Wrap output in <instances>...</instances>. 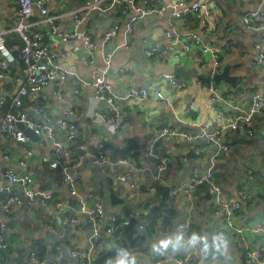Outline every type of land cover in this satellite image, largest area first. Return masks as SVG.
Masks as SVG:
<instances>
[{
	"label": "crops",
	"instance_id": "obj_1",
	"mask_svg": "<svg viewBox=\"0 0 264 264\" xmlns=\"http://www.w3.org/2000/svg\"><path fill=\"white\" fill-rule=\"evenodd\" d=\"M84 1L54 0L50 6L51 13L61 15L73 12L79 9ZM153 1L160 5L170 2ZM184 1L208 3L220 15L221 22L211 23L206 37L219 49L223 70L229 67L231 74L238 77L237 87L224 82L216 84L210 76L213 65L211 57L203 55L198 48L184 54L178 45L166 39V33L173 29L197 31L202 28L199 16L188 15L176 20L168 13L163 18H147L136 25L134 43L129 49L123 46L125 34L122 22L123 29L110 42L114 56L108 82L120 97H123L129 88L151 86L161 90L167 101L151 100L141 103L119 100L117 104L122 116L117 123L102 121L95 114L107 113L108 106L96 100L92 83L105 71L102 33L114 23L120 22L118 13H112L98 14L93 19L88 16V26L78 27L79 30L84 27L96 45L92 55L89 53V47L81 40L60 43L67 52L65 66L88 83L86 87H80V94H74L77 84L75 79L70 77L60 97L53 94L56 86L52 85L41 93L30 94L24 102L26 107L35 105L56 117L61 115L67 105H75V119L79 124L81 137L68 145L71 152L66 158L71 164H79L73 171L74 175L78 174L82 178L78 187L79 199L86 201L87 194L94 193L105 211L118 215L123 221L130 219L132 224L133 220L139 223L145 219L151 221L149 217L153 215V210L162 207V201L167 198L171 206L165 207L155 224L152 223V230L148 233L150 242L145 238L146 253L135 250L129 257H148L149 264L156 262L152 257H160L157 261H163V264H175L169 261L172 256L180 258L192 250L176 237L175 222L178 218L184 220L192 217L190 235L196 242L193 249L204 258V264H244V250L264 247V235L255 237L246 234L245 242L240 246L234 236L230 235L227 240L222 239L217 231V227L221 225L220 218L212 213V200L206 186L198 188L192 197H170L171 187L188 182L196 174H201L207 169L211 150L206 148L202 159L195 156L190 158V151L196 146V142L176 137L158 141L155 154L160 158H168L169 163L165 184L153 192L151 183L158 162L155 157L149 155V148L155 139L156 131L162 127L176 126L179 131L190 136H197L201 129L214 131L218 126L219 108H224L229 94L233 97L230 100L233 114L239 113L236 107L244 110L250 106L254 93L264 94V64L254 65V59L260 49L261 34L248 30L243 24V17L247 13L256 12L260 13L264 23V5L258 0ZM17 13L16 0H0V25L1 29L7 31L3 41H0V58L11 54L16 58L14 47L21 46V43L17 42L21 40L20 37L12 33L18 25ZM58 24L61 31L75 30L74 20L69 16L62 18ZM144 39L151 45L166 50V56L163 59H147L144 54ZM177 53L181 54L178 59L174 57ZM20 64L13 62V78L1 81L0 88H5L11 93L18 91L25 81V67ZM177 66H182L189 73L187 87L180 92L162 77L166 73L174 74ZM201 76L210 79V86L199 79ZM212 88L219 92L223 100H212ZM191 101H195L196 110L187 113ZM8 107L9 105L4 107L3 111ZM34 118L37 122L42 120V116L35 115ZM86 128L89 130L88 135L85 133ZM253 129V137H249L245 131L230 133L231 151L220 157L216 176L217 182L227 193L226 200H235L241 191L250 192L259 198L255 206H245L237 214L235 225L238 228L264 223V117L255 118ZM104 138L109 140L105 149L109 163L97 166L93 164L91 155ZM61 140L64 141V138ZM46 141L43 143L30 140L27 146L33 149L34 154L26 157L23 145L0 138V167L15 168L20 175L30 174L35 181L36 191L51 190L55 201L64 205L62 209L43 208L37 201L32 205L24 204L15 208L8 217L9 248L0 251V264H36L30 258L31 252H34L35 241H41L48 246V255L41 260H45L46 264H78L72 252L90 251L93 248L89 240L91 225L88 217L80 214L76 215V223L66 221L70 208L77 206V199L71 197L63 181L62 171L49 168L52 147L49 140ZM6 152L11 156L10 161L4 159ZM123 159H128L131 166L119 164ZM20 160H26L27 165L20 167ZM126 173H130V180L122 182L121 177ZM131 183L139 184L138 193L132 191ZM89 208L92 206L89 205ZM172 209L176 215L169 222L168 219L172 217L169 211ZM106 223L105 220L102 226ZM124 229L120 230L121 240L106 239L104 251L115 250L122 243ZM224 233L227 234L226 231ZM225 242L227 249L224 247ZM124 252L127 255V252ZM139 263L147 264L146 261Z\"/></svg>",
	"mask_w": 264,
	"mask_h": 264
},
{
	"label": "built area",
	"instance_id": "obj_2",
	"mask_svg": "<svg viewBox=\"0 0 264 264\" xmlns=\"http://www.w3.org/2000/svg\"><path fill=\"white\" fill-rule=\"evenodd\" d=\"M18 4V25L12 33L17 34L23 42V46L14 47L16 58L12 54L8 57L0 58V82L12 79L14 75L13 62L24 64L25 81L19 87L16 93L0 88V138L11 140L23 145L26 157L33 156V149L27 146L30 139L26 131L31 130L35 135L48 139L51 143V153L49 159V168L51 170H61L63 181L69 189L72 198L77 199V206L70 208L65 219L68 222L76 223V215L85 214L90 223L91 230L89 240L93 248L90 251L72 252L73 258H77L78 264H95L97 253L102 251L106 245V239L121 240V229L131 226L130 219L120 220L119 216L112 214L106 215V211L101 202H98L94 193H88L86 201L79 199L78 190L81 176L74 175L73 171L79 166L77 163H70L66 157L71 150L68 145L81 137L80 127L75 119V105H67L60 116L56 117L46 109L35 105L25 106V98L30 94L43 92L50 86H56L53 90L55 96L60 97L66 82L72 77L76 81L74 90L75 95H79L80 87H86L85 82L77 73L70 71L65 66L67 58L66 50L60 46V43L75 42L81 40L89 47L90 55L96 49V45L87 30L84 27L89 14L93 11L101 15H110L118 13L120 22L103 31L101 36V45L105 71L99 75L92 83L96 100L104 102L108 106L107 113L96 112V117L104 122L115 124L122 116L120 107L117 104L119 100H133L141 103H148L151 100L167 101L164 93L158 88L145 86L141 88H129L127 93L120 97L116 95L111 84L108 82V76L113 69L114 51L110 49V42L115 39L118 33L123 29L124 22L125 42L124 47L129 49L134 43L135 27L139 22L152 17L163 18L168 13L176 20L183 19L185 16H199L201 18L202 28L197 31H186L173 29L166 33L167 40L179 46L182 53H190L193 48H198L205 56L211 57L212 70L211 78L214 81L216 75L223 71V61L219 49L206 37V32L211 23H220L221 17L208 3L194 1L188 3L184 0H170L167 5H160L153 0H85L84 4L70 13L54 15L51 13L50 6L54 0H16ZM264 5V0H258ZM71 17L75 23V30L72 32L61 31L59 22L64 17ZM259 12L247 13L243 17L245 27L253 32L261 34L260 49L254 59V65L264 64V23ZM79 26H84L80 32ZM35 27H46L43 30H35ZM7 34L0 25V41H3ZM56 39V40H55ZM144 54L147 59H163L166 56V50L151 45L146 39ZM181 54L174 55L180 58ZM163 79L170 84L177 92L187 87L186 81L180 79L172 73H166ZM212 100H223L219 92L211 89ZM225 91H223V96ZM232 95H228L225 100L224 108L218 111V126L214 131L201 129L197 136H190L178 130L176 126L159 128L156 136L149 148V155L155 157L158 164L154 173L151 190L157 191L165 184V176L168 170V158H160L155 154V148L158 141L162 139L180 138L186 141L196 142L194 156L202 159L205 156V149L211 150L208 158L207 169L201 174H196L190 181L171 187L170 197L177 198L182 195L192 197L198 188L207 187L212 200V213L220 218L221 225L217 227L220 237L227 240L234 236L237 239V245L245 242V235L251 234L255 237L264 235V223H259L251 227L238 228L235 225V218L245 206H255L258 202V196L250 192L241 191L238 197L233 201L226 200L227 193L223 186L217 182V172L219 159L223 154L231 151L229 136L231 132L245 131L249 137L254 136V120L257 117H264V94L256 92L252 96L251 104L242 110L236 107L238 114L231 113L233 109L230 100ZM9 105L6 111L3 108ZM196 110L195 101H191L187 108V113ZM42 116V120L37 122L34 116ZM23 126V128L20 127ZM64 138V141L61 139ZM108 139L104 138L98 143L97 150L92 153L91 159L94 165L104 166L109 163V158L105 151ZM193 142V143H194ZM6 161L11 160L8 152L4 154ZM119 164L129 167L131 162L128 159L119 161ZM20 167L27 165L26 160L18 162ZM130 180V173L121 177L122 182ZM35 181L30 174L20 175L15 168L3 169L0 167V251H6L9 248L7 240L9 225L8 217L15 208L24 204L32 205L39 201L43 208H63V203L55 201L54 193L51 190L36 191ZM132 191L140 190L137 183H131ZM89 205L92 208H89ZM106 220L104 226L103 222ZM192 217H188L175 228L176 237L183 243L192 248V250L183 257L172 256L175 264H204V258L200 256L196 249L194 239L190 235ZM139 232L148 237L152 230V222L148 219L142 220L139 224ZM227 232V234L224 233ZM146 235V236H145ZM247 237V236H246ZM60 250V248H58ZM126 256L125 252L121 254ZM135 260L146 261L149 264L148 257L135 256ZM30 258L36 264H46L45 260L37 258L35 252H31ZM151 264H163V261H156ZM244 264H264V247H256L247 251V258Z\"/></svg>",
	"mask_w": 264,
	"mask_h": 264
},
{
	"label": "trees",
	"instance_id": "obj_3",
	"mask_svg": "<svg viewBox=\"0 0 264 264\" xmlns=\"http://www.w3.org/2000/svg\"><path fill=\"white\" fill-rule=\"evenodd\" d=\"M18 44L21 43L20 45L23 46L22 40H17ZM21 66L24 64L21 63ZM199 79L207 86H210V79L204 76L199 77ZM139 155V154H138ZM167 198L165 197L164 200L162 201V207H159L155 210H153V215H151L149 218L152 223L155 224L159 216L162 215L164 212V208L171 206L167 202ZM171 213V216L168 221L171 222L173 218L175 217V211L172 209V211H169ZM139 222L137 220H133L131 226L129 228H125L123 232V241L121 244H119L118 247H116L115 250L112 251H100L97 256H96V262L95 264H140L138 260H135L134 257H129L133 252L140 251L146 253L147 247L145 248V238L142 234L139 232ZM153 225V224H152ZM33 249L34 252L37 255V258L39 260H43L47 257L48 255V246L45 243H42L41 241H35L33 244ZM126 251L127 255L122 257L121 254ZM160 259V257H152L153 261H157Z\"/></svg>",
	"mask_w": 264,
	"mask_h": 264
},
{
	"label": "water",
	"instance_id": "obj_4",
	"mask_svg": "<svg viewBox=\"0 0 264 264\" xmlns=\"http://www.w3.org/2000/svg\"><path fill=\"white\" fill-rule=\"evenodd\" d=\"M98 14H99V12L93 11V12H91L89 14V18L90 19H93ZM84 25H88V21ZM82 30L83 29L81 28L80 29V32ZM174 75L177 76V77H179V78H182L185 81H187L189 79V73L186 72L182 66H177L176 67V69L174 71ZM214 81H215L216 84H220L221 82H224V83H227V84L231 85L232 87H237V85H238V77L231 74L229 67L228 68H225L222 73L216 75V77L214 78ZM82 122H83V119H82ZM20 127L23 128L22 125H20ZM85 133H86V135L89 134V130L87 128L85 129ZM26 135L28 136V138L30 140H32L34 142H43V143L47 142L43 138L35 135L34 132H32L31 130L26 131ZM189 156H190V158L194 157V149H192V151H190ZM209 197L212 198L211 197V194L209 195ZM106 215L107 216H111L112 213L106 211ZM180 222H181V218H178L177 221L175 222V228L177 227V225ZM89 224L91 225L90 222H89ZM146 238L150 242V239L147 236H146ZM245 258H247V251L246 250H244V255H243V258L242 259H245Z\"/></svg>",
	"mask_w": 264,
	"mask_h": 264
},
{
	"label": "clouds",
	"instance_id": "obj_5",
	"mask_svg": "<svg viewBox=\"0 0 264 264\" xmlns=\"http://www.w3.org/2000/svg\"><path fill=\"white\" fill-rule=\"evenodd\" d=\"M224 247H225V249H227V242H225ZM121 264H123V262H121Z\"/></svg>",
	"mask_w": 264,
	"mask_h": 264
}]
</instances>
